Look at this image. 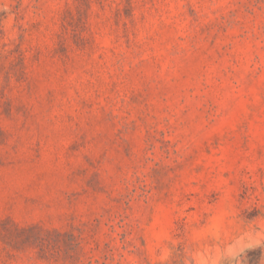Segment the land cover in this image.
<instances>
[{"label": "rangeland", "instance_id": "obj_1", "mask_svg": "<svg viewBox=\"0 0 264 264\" xmlns=\"http://www.w3.org/2000/svg\"><path fill=\"white\" fill-rule=\"evenodd\" d=\"M0 264H264V0H0Z\"/></svg>", "mask_w": 264, "mask_h": 264}]
</instances>
